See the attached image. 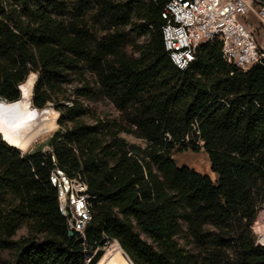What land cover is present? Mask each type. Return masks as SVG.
Returning <instances> with one entry per match:
<instances>
[{
	"label": "trees",
	"instance_id": "trees-1",
	"mask_svg": "<svg viewBox=\"0 0 264 264\" xmlns=\"http://www.w3.org/2000/svg\"><path fill=\"white\" fill-rule=\"evenodd\" d=\"M169 1L99 0L116 32L95 41L77 19L66 18L62 2L0 0V96L18 101L31 75L35 108L52 102L72 76L87 96L89 69L136 126L99 118L89 124L78 100L57 107L59 129L47 146L60 167L88 184L93 218L85 240L69 235L59 212L49 183L51 153L22 154L0 136V200L15 199L10 211L0 207V254L11 251L13 264H95L102 253L89 263L87 254L111 240L133 264H264V245L252 230L264 205V65L238 69L213 42L178 69L162 41ZM133 32L148 37L137 57L123 45ZM176 147L203 148L217 180L178 166ZM24 225L29 236L14 239Z\"/></svg>",
	"mask_w": 264,
	"mask_h": 264
},
{
	"label": "built area",
	"instance_id": "built-area-1",
	"mask_svg": "<svg viewBox=\"0 0 264 264\" xmlns=\"http://www.w3.org/2000/svg\"><path fill=\"white\" fill-rule=\"evenodd\" d=\"M249 13L264 27V0H170L161 13L166 20L162 41L169 59L178 69L186 70L201 45L219 42L228 64L241 70L264 65V44L257 43L254 30L242 20ZM43 151L51 153L49 183L56 189L59 212L66 217L69 231L85 240L93 218L88 184L60 167L49 146ZM257 243L264 244V238ZM92 257L87 254L86 262Z\"/></svg>",
	"mask_w": 264,
	"mask_h": 264
},
{
	"label": "rangeland",
	"instance_id": "rangeland-1",
	"mask_svg": "<svg viewBox=\"0 0 264 264\" xmlns=\"http://www.w3.org/2000/svg\"><path fill=\"white\" fill-rule=\"evenodd\" d=\"M57 1L62 2L63 14L66 16V18L68 20L71 18L77 19V24L79 26L84 27L93 40L99 41L102 38L112 37L115 34L116 30L114 29V27L111 26L110 20L108 19V17L104 16L103 12L101 11L99 0H57ZM108 1L117 4V3H125L130 0H108ZM242 20L244 22H247L254 30L257 43L259 45H263L264 27L259 22V20L252 13H249L247 17L243 18ZM120 30L122 32L124 31L128 32L130 31V28L129 27L120 28ZM147 43H148V37L140 36L136 32L132 33L131 38L129 40L127 39L123 40L125 52L130 57H137L139 55L138 49L142 46H145ZM84 75L85 78L90 83L89 95L84 96L81 95L79 91H76L83 88V83L80 82L77 77L72 76L71 81L64 84L62 93L55 95L53 97V101L49 102L42 109L44 110L52 109L53 111H55V113H57L60 116V113L57 110L58 106L70 105L72 100H78L84 105V107L87 108L88 113L84 117V120L87 123L94 124L95 119L99 118L101 120L109 121L110 123L114 122L117 125H121L123 127L135 130V127L131 126V124L128 122L127 117L117 106L116 102L107 94V92L103 91L98 78L89 69H86L84 71ZM31 77L33 76L31 75L29 77L27 82L23 85L24 87H26L27 84H29L32 81V80L29 81ZM58 129H59V124L54 131L37 140L28 151L23 152L19 149L18 150L22 154H24L35 150L47 149L48 147L47 143L49 138ZM0 136L2 139L3 136L1 134ZM120 136L125 138L130 143H137L142 146H145V143L141 140H137L136 136L133 134L122 133ZM172 157L174 158L178 166H188L199 173L210 175L214 181L217 180V175L211 171V164L209 161L208 154L205 152L203 148H201L198 152H195L192 149L179 151L177 150L176 147L172 152ZM14 204H15V199L13 198V196L10 195L7 196L5 195L2 198V200H0V205H1L0 207L3 209L4 212L10 211ZM262 218L264 221V205L261 206L259 213L252 226V230L256 235L258 242L259 241L262 242V239L264 238V227L261 229L259 226ZM29 234H30V226L24 225L17 231L16 235L14 236V239L26 237L29 236ZM32 234L38 240H41L44 237L43 234H36V233H32ZM142 237L144 236L142 235ZM178 239L182 244H184V240L182 239V236H179ZM112 241L114 240L108 241L104 245H101L97 248H93L88 253V256H93L96 251L98 252V254L104 253L105 246ZM260 245H264V244H260ZM190 248L193 247L191 246ZM13 258H14L13 253L11 251L9 250L2 251L0 254V264H8V263L13 264Z\"/></svg>",
	"mask_w": 264,
	"mask_h": 264
},
{
	"label": "bare ground",
	"instance_id": "bare-ground-1",
	"mask_svg": "<svg viewBox=\"0 0 264 264\" xmlns=\"http://www.w3.org/2000/svg\"><path fill=\"white\" fill-rule=\"evenodd\" d=\"M34 80L22 88V97L12 103L0 105V134L4 141L23 152L28 151L33 144L54 131L59 115L52 109H37L33 107L32 96ZM21 88V87H20ZM44 110V111H43ZM264 227L263 218L259 224ZM95 264H133L125 255V251L117 240L109 242L104 253Z\"/></svg>",
	"mask_w": 264,
	"mask_h": 264
},
{
	"label": "water",
	"instance_id": "water-1",
	"mask_svg": "<svg viewBox=\"0 0 264 264\" xmlns=\"http://www.w3.org/2000/svg\"><path fill=\"white\" fill-rule=\"evenodd\" d=\"M20 87H21V86H20ZM20 87H19V88H20ZM20 90H21V88H20ZM21 97H22V92H21ZM14 102H16V101H14ZM14 102H10V101H8L7 99H5V98H3L2 96H0V105L12 104V103H14ZM37 109H38V108H37ZM2 141L5 142L3 138H2ZM5 143H6V142H5ZM69 235H70V236H74L75 234H74L73 231H69ZM125 255H126L127 259L131 262V260H130L129 256L126 254V252H125Z\"/></svg>",
	"mask_w": 264,
	"mask_h": 264
}]
</instances>
